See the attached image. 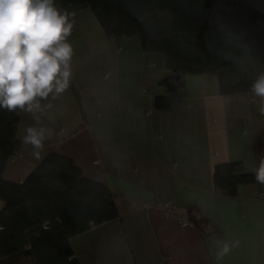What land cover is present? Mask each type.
Returning <instances> with one entry per match:
<instances>
[{"label":"crops","instance_id":"crops-1","mask_svg":"<svg viewBox=\"0 0 264 264\" xmlns=\"http://www.w3.org/2000/svg\"><path fill=\"white\" fill-rule=\"evenodd\" d=\"M74 20L71 86L39 117L52 136L39 159L22 143L3 176L23 181L55 151L111 188L120 216L72 237L82 264H216L214 240L238 242L219 264H264V186L229 195L214 184L217 164L253 172L264 156V115L249 91L223 92L211 72L170 91L160 83L171 73L165 52L107 33L90 7ZM159 96H170L168 107ZM29 126L40 125L21 112V139ZM191 206L206 227L190 221Z\"/></svg>","mask_w":264,"mask_h":264},{"label":"trees","instance_id":"trees-1","mask_svg":"<svg viewBox=\"0 0 264 264\" xmlns=\"http://www.w3.org/2000/svg\"><path fill=\"white\" fill-rule=\"evenodd\" d=\"M77 13L90 7L107 33L139 36L147 51H163L171 73L161 79L170 91L188 74L216 73L223 92L248 91L264 70V0H55ZM170 96L157 104L168 107ZM21 112L0 109V264H82L72 237L120 216L111 188L87 177L74 158L49 153L23 181L3 176L21 154ZM241 161L216 165V191L238 194L257 183ZM189 219L201 228L207 216L191 206Z\"/></svg>","mask_w":264,"mask_h":264},{"label":"clouds","instance_id":"clouds-1","mask_svg":"<svg viewBox=\"0 0 264 264\" xmlns=\"http://www.w3.org/2000/svg\"><path fill=\"white\" fill-rule=\"evenodd\" d=\"M74 16V12L58 7L55 0H0V109L31 114L40 125L27 127L22 138L36 159L52 136L39 117L52 108L50 100L71 86L75 49L69 38ZM248 91L264 115V70L256 74ZM254 178L264 186V156ZM213 243L219 264L238 242Z\"/></svg>","mask_w":264,"mask_h":264},{"label":"built area","instance_id":"built-area-1","mask_svg":"<svg viewBox=\"0 0 264 264\" xmlns=\"http://www.w3.org/2000/svg\"><path fill=\"white\" fill-rule=\"evenodd\" d=\"M178 218H182L181 216H177Z\"/></svg>","mask_w":264,"mask_h":264}]
</instances>
